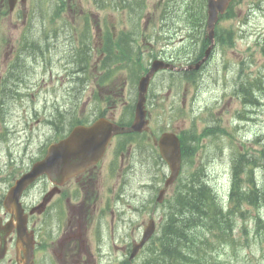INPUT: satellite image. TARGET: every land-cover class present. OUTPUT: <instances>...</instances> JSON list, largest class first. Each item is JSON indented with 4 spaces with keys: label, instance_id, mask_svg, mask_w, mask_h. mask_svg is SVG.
Listing matches in <instances>:
<instances>
[{
    "label": "rangeland",
    "instance_id": "1",
    "mask_svg": "<svg viewBox=\"0 0 264 264\" xmlns=\"http://www.w3.org/2000/svg\"><path fill=\"white\" fill-rule=\"evenodd\" d=\"M33 1L27 0L26 4L18 5L16 13H5L3 17H0L2 58L8 55L7 52H10L13 46H16V40L20 38L24 30L22 21L26 18L30 20L31 14H33L32 35L42 32V27L47 28L48 34L58 32L60 29L66 32V36L60 38L59 45L69 42L73 30L75 31L74 28L82 30L80 28L81 22L75 17L73 19L70 17L72 15L76 16L74 11L70 16L68 15L70 12L67 10L65 15H59L52 19L55 11V0H50L51 2L46 3L47 5L44 8L40 5L34 6ZM37 1L40 2V0ZM70 2L75 4L74 7L81 5L80 7L85 11L92 12L93 18L104 17L99 13L97 7L91 6L90 3L82 5L85 0H71ZM202 2L204 0H146L145 3L140 5L141 0H132L128 3L130 6L126 7L123 13L124 20L122 22L118 17H113L111 11H108L105 16H111L110 19H115V23H118L117 26H110L111 29L116 30L114 31L115 34L121 35L123 31V34H128L131 40L141 41V50L144 51L147 58L152 57L155 53L171 57L175 54L172 48H176V50H179L176 55L183 60L187 59V63H191L196 61L197 56L201 54V46L198 40L201 35L199 26L203 15L201 12ZM246 4V1H244L240 7H246ZM18 13L20 15H17ZM165 14L168 15L162 18ZM100 21H92L93 24L90 25V28L92 26L93 33L96 29L98 30ZM255 22H257L255 26L259 30L258 33L248 30L249 35L246 38L236 40L232 47L228 48L226 58L222 56L219 48L216 49L215 54L213 53L206 64L194 74V76H197L195 80H182L187 91L179 98L180 102L176 103L179 116L175 125L181 126V128L197 127L198 131L201 132L206 126L204 123L206 121L212 127L218 126V129H213L214 131H221L225 135L209 142L207 148L195 156L192 165L197 167L202 164L207 173H211L209 178L211 182L209 183L212 185L205 182L212 189L215 196L217 195V189L224 195L228 194L232 168L234 169L238 161L233 158L236 147L241 146L240 149L243 151L248 149L254 152L257 148L254 144V138L256 136L264 138V90L259 93L262 103L259 108L255 106L244 107L239 96L248 97L250 95L251 88L247 85V81H251L258 76L264 79V38L262 35L264 33V13L260 12ZM37 24H39V30H37ZM236 24L237 21L232 22V25ZM141 28L146 31L144 37H142L143 33L139 31ZM106 31L101 33H106ZM95 36L96 34L93 35V39H95ZM170 42L172 46L166 45ZM165 46L167 47L165 48ZM135 54L138 55V53ZM74 58L79 59V55H75ZM228 61L232 63H228ZM224 64L231 67L230 71L225 70ZM240 72L243 73L244 79L241 82L243 84L239 85L237 93L236 80ZM119 77L122 79L123 75H117L116 78ZM46 87L47 85L41 89ZM36 94V97L46 96L44 92H37ZM12 95L13 97L15 95L13 90ZM36 97L30 95L27 99ZM181 107H183L182 110ZM239 111L244 112L243 119L240 121L236 118V113ZM14 115L15 112L7 113L4 124L0 126V129L7 127L8 138L11 139L14 136L12 135L13 129L10 118ZM157 117L168 120L169 113H164L161 110ZM70 121L71 115L68 114L61 122L59 120L57 122H60L59 126L63 127ZM234 126L240 127L235 129ZM36 137L34 132L29 131L24 138L25 144H30ZM5 145H7V141L0 139V194L12 179V176L8 177L9 174L16 171L15 166L9 162V152L19 149V146H16L3 152ZM37 154L38 150L32 146L23 160V165L30 164ZM143 162L144 164H155L153 159H147ZM263 171L264 165L257 170V177L263 175ZM184 175H190L189 167L185 169ZM260 211L264 216V208ZM256 212L255 209L250 208L252 215ZM244 224L251 230L252 218L244 220ZM238 235L240 236V233ZM121 241H126V238L117 240V244L122 245ZM240 242L237 259H231L225 254L222 255V259L231 264H247L255 261L264 264V250L255 236H250L248 242L242 237Z\"/></svg>",
    "mask_w": 264,
    "mask_h": 264
},
{
    "label": "trees",
    "instance_id": "2",
    "mask_svg": "<svg viewBox=\"0 0 264 264\" xmlns=\"http://www.w3.org/2000/svg\"><path fill=\"white\" fill-rule=\"evenodd\" d=\"M235 164V180L233 189L242 197L253 196L255 199L264 198V186L261 189L254 188L242 190L240 174L245 168L252 169V166L259 165L256 161L243 157ZM264 175V171H263ZM205 181L196 183V188L192 187L179 193L176 197V204L171 211L170 222L158 237L161 242L158 252L152 254L155 264L167 262L189 264L188 254L200 248L204 243H209L210 248L221 246V242L228 239L230 233H226L225 222L228 229L232 228L233 219L231 214H227L215 207L217 201L212 189ZM235 221V220H234ZM151 256L146 259V264H152Z\"/></svg>",
    "mask_w": 264,
    "mask_h": 264
},
{
    "label": "water",
    "instance_id": "3",
    "mask_svg": "<svg viewBox=\"0 0 264 264\" xmlns=\"http://www.w3.org/2000/svg\"><path fill=\"white\" fill-rule=\"evenodd\" d=\"M15 0H12V2H14ZM226 2L227 0H209V28H210V31L212 32V29H213V26L215 24V22L217 21V18H218V13L220 11H223L225 5H226ZM157 63V62H156ZM155 63V65H156ZM148 83V76L143 78L142 79V83H141V91L143 90V88L145 89L146 88V85ZM142 104V98L140 99L139 101V104H138V107L140 108ZM142 115H143V112H142ZM70 145L72 146H75V140L72 139L70 141ZM63 149V145L59 146L57 148V153L60 152L61 150ZM171 160V163H172V167L174 169L175 165H174V161H175V158L174 157H171L169 158ZM36 172L35 171H32L31 173H29L28 175L24 176L19 182H18V185L17 186H20L22 189L24 187V185L29 181V179H31L33 177V175H35ZM20 187H14L10 193V196H13L14 194L16 193H19L21 190H20Z\"/></svg>",
    "mask_w": 264,
    "mask_h": 264
},
{
    "label": "flooded vegetation",
    "instance_id": "4",
    "mask_svg": "<svg viewBox=\"0 0 264 264\" xmlns=\"http://www.w3.org/2000/svg\"><path fill=\"white\" fill-rule=\"evenodd\" d=\"M119 148V147H118ZM106 156L107 155H105V157H104V159L106 158ZM103 159V160H104ZM93 170H95V169H93ZM93 170H90L89 171V173H86V174H83V175H81L80 176V182H82V181H87V180H90V181H93V174H94V172H93ZM102 172H100V171H98V174H101ZM94 185H93V182L91 183V185H90V187L92 188ZM117 185H115L114 187H116ZM11 240V239H10ZM12 241V240H11ZM13 248H14V246H13V244L10 242V248H9V251H8V255H9V257H10V255H12V253H13ZM10 260H11V258H9Z\"/></svg>",
    "mask_w": 264,
    "mask_h": 264
}]
</instances>
